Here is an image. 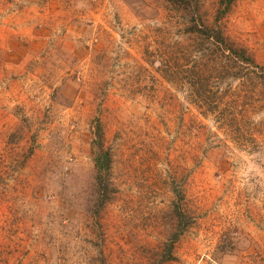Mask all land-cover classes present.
<instances>
[{
	"label": "rangeland",
	"instance_id": "rangeland-1",
	"mask_svg": "<svg viewBox=\"0 0 264 264\" xmlns=\"http://www.w3.org/2000/svg\"><path fill=\"white\" fill-rule=\"evenodd\" d=\"M189 19L166 0H0V264H264V90L229 77L210 99L234 119L205 112L165 68ZM222 23L264 65V0Z\"/></svg>",
	"mask_w": 264,
	"mask_h": 264
},
{
	"label": "trees",
	"instance_id": "trees-1",
	"mask_svg": "<svg viewBox=\"0 0 264 264\" xmlns=\"http://www.w3.org/2000/svg\"><path fill=\"white\" fill-rule=\"evenodd\" d=\"M166 1L189 15L186 32L190 35V42L184 43L178 58L173 59L169 54L164 60L165 68L167 67L176 83L192 91L190 94L194 95L195 102L201 108H205V112L218 113L217 117H222L225 121L234 119L222 112L219 101L210 99L212 91L235 90L232 79L239 80L238 89L264 90V65L258 64L244 46L228 36L222 23V18L232 8L235 0H219L213 23L210 24L203 18L201 0ZM229 77L232 79L222 87ZM102 142L99 133L96 162L101 175L104 170L109 169L111 160ZM178 213L182 215L181 212Z\"/></svg>",
	"mask_w": 264,
	"mask_h": 264
}]
</instances>
